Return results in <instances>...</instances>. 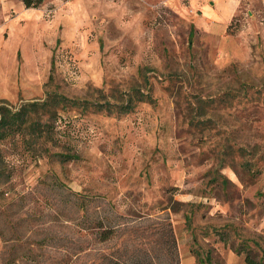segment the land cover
I'll return each instance as SVG.
<instances>
[{
  "label": "rangeland",
  "instance_id": "obj_1",
  "mask_svg": "<svg viewBox=\"0 0 264 264\" xmlns=\"http://www.w3.org/2000/svg\"><path fill=\"white\" fill-rule=\"evenodd\" d=\"M235 1L0 6L1 102H79L0 144V264L264 257V0Z\"/></svg>",
  "mask_w": 264,
  "mask_h": 264
},
{
  "label": "trees",
  "instance_id": "obj_2",
  "mask_svg": "<svg viewBox=\"0 0 264 264\" xmlns=\"http://www.w3.org/2000/svg\"><path fill=\"white\" fill-rule=\"evenodd\" d=\"M44 0H21L23 5L27 8H37ZM191 34V32H190ZM142 97H148V94H142ZM2 100H0L1 102ZM79 103L76 99L68 98L60 93H49L45 98L41 100L26 101L13 108L8 105L0 103V144L3 140L19 136L28 145L29 149H32L30 144L32 142H46L51 139L50 136V123L54 121L56 113L59 108H64L66 105ZM90 105L96 108L105 107L110 109V105L102 104L100 102H91ZM61 157V160H65L69 157L68 154L57 153ZM4 156L0 148V178L6 176V170L4 168L5 161ZM80 208L86 207V202L79 203ZM188 216L187 219H189ZM190 220V219H189ZM189 220H187L189 222ZM105 236V238H107ZM243 245L245 252L244 260L247 264H264V257L255 259L251 256V249L248 244ZM196 255L200 264H215L212 258L211 250H207L205 253L200 250H196ZM26 256V253H23ZM11 260L9 259V263Z\"/></svg>",
  "mask_w": 264,
  "mask_h": 264
},
{
  "label": "crops",
  "instance_id": "obj_3",
  "mask_svg": "<svg viewBox=\"0 0 264 264\" xmlns=\"http://www.w3.org/2000/svg\"><path fill=\"white\" fill-rule=\"evenodd\" d=\"M5 2H6V0H0V6H4ZM233 3H236V1L233 0ZM210 12L212 13L211 14L212 16L216 17V20L211 19V21L209 23H207V28L210 31L215 32L216 29H218V27H220L221 22H220V20H218V19H220L218 14H216V12L213 9L208 10V13H210Z\"/></svg>",
  "mask_w": 264,
  "mask_h": 264
}]
</instances>
